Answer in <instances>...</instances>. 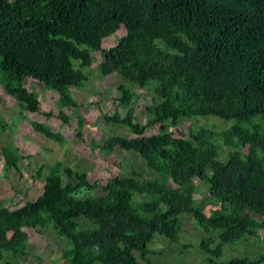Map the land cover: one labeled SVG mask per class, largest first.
<instances>
[{"label":"trees","instance_id":"trees-1","mask_svg":"<svg viewBox=\"0 0 264 264\" xmlns=\"http://www.w3.org/2000/svg\"><path fill=\"white\" fill-rule=\"evenodd\" d=\"M119 30L124 36L103 49ZM93 50L101 53L102 76L118 73L150 94L147 122L133 124L137 95L118 86L116 101L128 118L106 120L130 127L134 137L112 135L99 145L105 154L136 155L148 175L115 177L101 187L65 168L75 177L65 182L56 162L37 200L0 208V261L24 253V228H52L66 241L63 264H152L155 235L175 244L184 222L193 221L205 234L198 248L209 264H264V251L255 260H222L225 246L264 233V0H0L2 88L21 109H41L25 87L29 79L68 103L69 88L88 81ZM208 117L230 127L180 129ZM153 126L158 133L145 135ZM7 150L6 163L20 170L21 156L14 150L13 160ZM196 180L206 188L200 205Z\"/></svg>","mask_w":264,"mask_h":264},{"label":"rangeland","instance_id":"rangeland-1","mask_svg":"<svg viewBox=\"0 0 264 264\" xmlns=\"http://www.w3.org/2000/svg\"><path fill=\"white\" fill-rule=\"evenodd\" d=\"M123 36L124 31L119 30L103 40L102 48L107 50L115 46ZM91 57V63L84 69L88 81L82 87L69 88L68 103L61 104L59 94L44 91L43 83L31 79L25 81V87L38 96L41 104L38 113L21 109L15 99L4 92L0 74V208L10 206L16 209L24 202L37 200L43 192L49 169L58 161L63 163L61 172L65 182L75 180L74 176L71 179L65 175V168H72L74 173H85L91 183L98 182L101 187L115 177L141 178L148 175L144 162L136 155L119 149L105 154L99 145L112 135L134 137L130 127L115 125L106 120L113 116L128 118L127 110H121L116 101L120 95L117 87L125 83L128 90L137 95L133 103V124L144 125L147 122L145 107L149 104L150 94L126 83L118 73L102 76L98 67L102 60L101 53L93 50ZM34 123L50 128L62 140L49 139L33 128ZM230 124L208 117L184 121L180 129L186 131L190 125H200L220 133L228 129ZM158 128L151 127L145 135L157 134ZM5 147L13 160L17 156L14 150L21 156L18 163L20 170L6 163L3 152ZM194 183L197 186L195 205H200L205 200L206 188L198 180ZM166 184L176 187L171 180H167ZM206 204L208 212L211 206ZM23 232L26 234L24 253L17 256L5 253L0 264H63L61 258L66 241L52 228L42 232L24 228ZM204 235L196 223L185 221L183 232L175 244L171 245L165 238L155 235L149 249L156 252V255L148 258L152 264H209L208 255L198 248ZM263 240L264 233H260V239L251 237L245 242L225 246L222 260L236 257L255 260L264 251ZM187 245L194 247L189 249L185 247ZM137 258L140 260L138 255Z\"/></svg>","mask_w":264,"mask_h":264}]
</instances>
